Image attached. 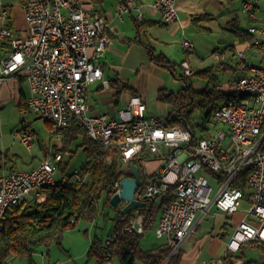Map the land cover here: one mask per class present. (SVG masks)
I'll list each match as a JSON object with an SVG mask.
<instances>
[{
    "label": "built area",
    "instance_id": "2783aa9c",
    "mask_svg": "<svg viewBox=\"0 0 264 264\" xmlns=\"http://www.w3.org/2000/svg\"><path fill=\"white\" fill-rule=\"evenodd\" d=\"M257 6L254 0L242 3L250 21L258 20L246 29L253 34L252 40L230 50L231 55L219 48L211 52L217 64L236 59L235 63L245 70L231 82L230 95L214 111L213 135L196 137L188 128L168 126L163 118L147 114L146 103L138 94H132L125 106L113 112H89V87L97 82L108 85L95 60L108 46L109 37L104 18L90 13L81 0L22 1L26 23L23 34L10 25V10L0 0V84L16 74L25 76L27 106L49 121L53 132L65 127L74 115L90 138L103 146H115L125 165L141 154L158 158L154 176L144 181L134 198L147 204L174 188L154 229L155 235L170 247V254L180 249L212 209L229 215L246 201L247 208H242L243 215L225 242L223 254L235 253L247 241L264 244V13L258 16ZM130 7L138 9L140 18V10L147 7L157 11L165 23L178 20L176 0H119L115 15L121 17ZM182 45L192 47L185 38ZM251 48L256 62L248 57ZM181 66L185 76L194 73L187 61H182ZM19 139L31 147V132L25 129ZM60 159L61 153L51 150L34 167L0 172V231L9 206L34 197L41 199L39 188L56 183ZM243 170H248L247 198L235 185ZM59 179L81 181L82 177L78 168ZM120 179L113 184L111 195L120 191ZM210 180L216 184L212 196ZM124 230L143 234V215H134Z\"/></svg>",
    "mask_w": 264,
    "mask_h": 264
},
{
    "label": "trees",
    "instance_id": "16d2710c",
    "mask_svg": "<svg viewBox=\"0 0 264 264\" xmlns=\"http://www.w3.org/2000/svg\"><path fill=\"white\" fill-rule=\"evenodd\" d=\"M81 3L90 13L102 15L103 0H81ZM144 24V22L136 23V27L139 29ZM233 31L239 39V46L253 38V34L247 32L246 29L236 26ZM147 49L150 60L157 63H168L162 54H152V48ZM169 66L171 67V65ZM227 68L230 67L225 64H213L193 73L204 79L206 84L211 85V88L206 86L203 89H195L192 83L187 81L188 76L180 75L186 84L177 92L159 89L157 99L169 107L163 118L165 123L171 127L188 128L196 137H205L211 133L213 135L216 127L213 122L214 111L230 95V92L219 89L218 73ZM114 82L108 81L112 86ZM121 88L129 89L132 94H136L135 90L126 82L122 83ZM19 108L24 110L21 102ZM196 109L203 112V123L197 126V130L191 124ZM209 122L213 123V131L205 125ZM58 130L61 132V144L54 150V152L61 153V159L57 162V181L53 185H43L39 188L43 198L34 197L30 200H22L5 210L0 231V264H6L10 257H28L29 264H34L32 255L38 247L46 246L52 241L60 244L59 238L62 233L74 228L79 220L93 224L94 227L99 214H105L106 218L109 217L111 225L102 236L95 235L89 243L87 257L94 259L95 264L110 262L114 257L120 264H179L184 254L183 249L180 248L170 254L171 249L165 241L153 248L143 249L140 246L142 235L124 230L125 224L136 214L143 215L145 230L150 228L156 212H160L173 197L174 188L170 187L159 197L150 200L144 207L124 215L118 205L113 207L110 203L113 184L122 177L130 176L128 167L120 159L118 149L113 145L103 146L90 138L85 127L74 115L69 117L65 127ZM262 130L264 131V123ZM74 143L76 147H81L86 159L79 168L82 180L62 182L59 177L69 174L66 172L68 165L66 155L75 152L76 149L71 150ZM71 157L72 154L69 158ZM149 161H156L154 162L156 166L148 171L145 169L144 163ZM132 162L138 165L140 177L146 182L154 176L155 168L159 165L160 160L141 154ZM247 174L248 170H243L235 182V185L244 191L246 198L248 195L245 181ZM106 207L112 209V216L108 211H105ZM249 246L264 249L262 243L247 241L242 243L237 252H226L221 255L219 260L222 263L214 261L212 264H230L235 260L242 261L243 249ZM243 264H252V261L243 262Z\"/></svg>",
    "mask_w": 264,
    "mask_h": 264
},
{
    "label": "rangeland",
    "instance_id": "374dc122",
    "mask_svg": "<svg viewBox=\"0 0 264 264\" xmlns=\"http://www.w3.org/2000/svg\"><path fill=\"white\" fill-rule=\"evenodd\" d=\"M4 3H11L16 0H2ZM104 5L108 8L114 0H104ZM226 4L231 3L233 8L236 9V13L239 18V25L242 29H247L249 27V18L245 12L242 10L243 0H223ZM261 9H264V0H254ZM228 5V4H227ZM116 6V5H115ZM13 17L15 18V23L19 28L25 27V21H23V16L20 8L13 7ZM212 23V31L199 30L198 34H190L186 32V37L189 42L191 41L194 48L184 47L182 45V35L180 31L174 34L165 33L161 37L159 35V40H151L150 44L154 48L155 54L163 52L166 55L168 63H157L156 68L149 69L148 79L149 84L155 87L164 86L165 89L177 92L179 89L185 86L184 79L180 77L183 74V68L181 66L182 60L188 61L189 65L195 71L203 69L211 64H217L211 57V52L216 49L225 48L227 43L234 42L238 44L237 37H235L234 32L230 30V26L221 20L220 18L210 21ZM249 24V25H248ZM198 25L209 26L207 22L200 21ZM193 26V25H192ZM248 26V27H247ZM247 27V28H246ZM194 32L193 30H191ZM161 37V38H160ZM146 45L149 46L147 39L143 38ZM255 53V52H254ZM231 55V52H229ZM253 55V54H252ZM253 62H256L254 58H251ZM169 65H171V68ZM219 84L228 82L233 77H237L234 73H223L219 72ZM187 81L191 82L195 89H203L206 86L211 88V85L204 79L199 78L197 75L192 74L187 77ZM28 91V87H27ZM28 94V92H27ZM101 97L110 96L109 92H100ZM92 98H90L91 100ZM100 103V102H99ZM102 104V103H100ZM156 115V114H155ZM203 112L196 109L193 120L191 124L195 130L198 129V125L203 123ZM0 120H8L7 125L1 123V128L4 133V140L9 147H14L13 153L18 154L22 159L28 161L27 159L38 160L42 159L45 152L54 151L61 144V132L59 130H54L53 125L43 119L38 117L33 111H19L18 107L14 105L13 102H8L1 111ZM21 120H25L24 125ZM208 129H214L213 123H205ZM26 127V130L32 133L33 142L32 148L28 150L25 145L20 141L19 136L21 129ZM55 132H59L58 135H54ZM53 145H56L55 147ZM50 149V150H49ZM76 149V150H75ZM71 150L75 152L66 155L68 159V165L66 166V172L72 173L74 169H78L86 161L84 153L81 147H76L75 143L72 144ZM9 156V159L14 158V154ZM70 154L72 157L69 158ZM156 161L150 163L145 162V169H150L154 166ZM18 167H25L20 161L17 160ZM127 166V165H125ZM124 166V167H125ZM58 176V171L56 172ZM212 184V193L214 194L216 190V184L213 180L209 181ZM248 204L246 201H242L239 210L233 214L225 215L223 213L212 210V213L205 215L200 222V225L196 227L195 232L191 235V242L182 243V249L185 252L192 251L196 246V242L201 238L204 239L205 235L212 236V250L215 245L219 243V236L216 234L219 231L220 225L226 223L228 233L232 230L237 221L242 217V208H247ZM119 208L122 207V203L118 205ZM105 211L109 212L112 216V209L109 207L105 208ZM160 212L157 211L155 218L151 224V227L145 230V233L140 238V246L143 249H150L157 245L159 242L163 241V238L156 237L154 229L159 219ZM111 225V220L105 217V214H99L96 220V225L90 224L84 220H79L74 228L68 229L62 233L59 238L60 244L56 241L50 242L48 245H42L38 247L37 251L32 255V260L34 264H95L94 259H88L87 248L91 239L95 235L102 236ZM195 242V244H193ZM211 244V243H210ZM208 244L207 246H209ZM203 246V245H202ZM206 247V246H205ZM205 247L199 248L197 256L195 257V264H203L206 262L211 254L207 253ZM221 249V245L218 247ZM219 255L220 250H214V254ZM243 262L252 261V264H264V249L262 250L257 246H249L243 249ZM6 264H29L28 257H10L7 259ZM108 264H120L118 259L114 257Z\"/></svg>",
    "mask_w": 264,
    "mask_h": 264
},
{
    "label": "crops",
    "instance_id": "0c3cea01",
    "mask_svg": "<svg viewBox=\"0 0 264 264\" xmlns=\"http://www.w3.org/2000/svg\"><path fill=\"white\" fill-rule=\"evenodd\" d=\"M22 1L24 0H16L14 2H11L10 4L4 3L2 1L4 5L8 6L10 10V20L12 23L11 25L19 34H23L26 28V23L25 27H18V25L15 23V18L13 17L12 8L18 7L22 12ZM118 1L119 0H114L111 3L110 7L107 8L104 5L105 1L103 0V13L101 16L106 22L105 32L109 37V43L102 54L95 60L102 68L104 79L106 81L111 80V82H115L113 86L110 83H108L107 86H104L100 82H97L89 87L87 92V104L90 113L97 114L106 111L113 112L116 108L125 106L127 104V101L129 100V97L132 95L129 89L121 88L122 83L126 82L135 90L136 94L141 96V98L146 103L147 114L164 118L168 112L169 107L166 103L157 99V93L159 89L165 88L164 86L160 88L149 84L148 79L149 69L152 70V68L157 67V64L150 60V54L147 49L152 48L151 53L155 54L154 48L151 46L150 41L153 39L159 40L158 36L161 35L162 37L163 35H165V33L176 35L180 31L183 40L184 38H187L186 32H190V34L194 33L196 35L198 34L199 30L212 31V23L210 21L216 20L218 18H220L221 20L223 19V21H225V23L231 27L230 30H232V32H234L233 30L234 28H236V26L238 28H241L239 25L238 15L235 11L236 9L233 8V5L231 3L226 2L225 4L223 0H176L178 20L171 23L163 22L160 19V15L157 11L151 10L147 7H143L140 10L142 12L141 18L138 17V9L136 7H130L125 13L122 14L121 17H117L115 15V5ZM140 1L148 2L149 0H137V2ZM263 13L264 9H261L260 5H258L256 14L258 16H262ZM200 21L207 22L209 26L198 25V22ZM140 22H144L145 24L138 29L136 27V23ZM256 22H258V20L250 21L249 19V24ZM191 30H193L194 32H192ZM234 35L235 37H237L235 32ZM143 38L147 39L148 43L150 44L149 46L146 45L145 41H143ZM237 41L239 42L238 37ZM243 45L239 46L238 44H234V42H229L227 43L225 48H222V50L226 51L229 54V52H231L230 50L234 51L236 48H241ZM191 48H194L193 44ZM254 52V48H251L250 52L248 53V57H250V59L254 58L256 60V58L254 57ZM159 54H162L166 58V55L163 52H160ZM182 61H186V59ZM236 61V59L228 61V63H226L225 65L230 68H227L222 72L234 73L237 74V77L245 73V70L240 68V66L235 63ZM235 78L233 77L228 82L220 84L219 89L223 90L224 92H230L231 82ZM104 91L109 92L110 96H105V98L101 97L100 92ZM27 92L26 79L25 76H22L21 74L13 75L4 83L0 84V114L4 106L8 102H13L14 105L18 107L19 111H31L26 103ZM90 98L92 99L90 100ZM20 102L23 104L24 110H20ZM99 102L102 104H100ZM7 122L8 120H0V172H11L17 169H28L38 165L44 158H46L48 151L45 152V155L42 159H38L36 161L32 159H27L28 161H25L18 154L13 153L14 147H11V145L9 147V144L6 143L3 138L4 133L1 128V123L7 125ZM21 122L24 125L25 120H21ZM25 129L26 127L24 126L21 129V132H23ZM31 148L32 144L31 147L27 149L30 150ZM12 153L14 154V158L9 159V156ZM18 158H20V161L23 164H26L25 167L17 166ZM150 162L151 161L147 163ZM147 170L149 171V169ZM200 222L197 224V227L200 225ZM235 225L231 227L232 231ZM232 231L228 233L226 223H223L222 225H220L219 231L216 232L220 240L219 243L215 245L213 250L212 236L205 235L204 239L201 238L196 242V246L192 251H184L179 264H195V257L197 256L198 249L205 246L207 253L211 254L206 262L218 261L220 256L223 255L225 251V242ZM191 241V236L184 240V242H187L188 244ZM160 243L161 242H159L158 244ZM193 244H195V242ZM208 244L210 245L207 246ZM220 245L221 249L218 248ZM180 248L182 249V245ZM215 249L220 250V254L217 255L215 253L212 256V252ZM108 263L109 262L104 264Z\"/></svg>",
    "mask_w": 264,
    "mask_h": 264
},
{
    "label": "water",
    "instance_id": "95a60500",
    "mask_svg": "<svg viewBox=\"0 0 264 264\" xmlns=\"http://www.w3.org/2000/svg\"><path fill=\"white\" fill-rule=\"evenodd\" d=\"M127 167L130 176L120 179V191L110 197V203L113 207L122 203L121 212L124 215L146 205L145 201L134 198L138 188L144 183V180L140 177L139 167L134 162H130Z\"/></svg>",
    "mask_w": 264,
    "mask_h": 264
}]
</instances>
